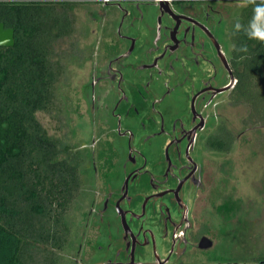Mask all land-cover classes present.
Wrapping results in <instances>:
<instances>
[{"label": "flooded vegetation", "instance_id": "flooded-vegetation-1", "mask_svg": "<svg viewBox=\"0 0 264 264\" xmlns=\"http://www.w3.org/2000/svg\"><path fill=\"white\" fill-rule=\"evenodd\" d=\"M96 4L114 5L117 17L98 37L80 94L91 133L107 137L80 145L87 152L82 170L71 155L82 190L94 187L79 213L82 230L70 244L74 264H193L191 249L198 255L194 264H200V255L214 245L211 239L209 248L198 247L207 235L194 232L205 159L212 154L213 169L220 172L218 160L225 149L233 150L240 133L222 112L240 104L232 96L231 49L245 6L242 0ZM102 139L104 150L96 157L103 171L97 175L92 151ZM145 145L158 149L155 161L148 160Z\"/></svg>", "mask_w": 264, "mask_h": 264}, {"label": "trees", "instance_id": "trees-1", "mask_svg": "<svg viewBox=\"0 0 264 264\" xmlns=\"http://www.w3.org/2000/svg\"><path fill=\"white\" fill-rule=\"evenodd\" d=\"M79 4L0 0V22L14 31V44L0 46V264H60L70 240L65 216L82 191V177L71 155L59 158V142L46 134L35 113L53 107L50 57L56 40L72 31L71 12ZM253 7L239 13L245 27ZM233 40L236 49L247 51L232 46V96L248 107L244 124L264 127V43L243 31ZM229 261L221 264H264V256Z\"/></svg>", "mask_w": 264, "mask_h": 264}, {"label": "rangeland", "instance_id": "rangeland-1", "mask_svg": "<svg viewBox=\"0 0 264 264\" xmlns=\"http://www.w3.org/2000/svg\"><path fill=\"white\" fill-rule=\"evenodd\" d=\"M59 1L81 4L71 12L72 31L56 40L50 57L52 78L56 82L53 107L49 112L37 111L35 117L43 125L46 134L59 142V158L68 157V153L78 156L79 168L82 170V165L87 161V152L80 151V145L85 141L90 144L101 134L103 138L107 136L105 132L97 130L91 133V126L87 123V107L81 99V86L84 87V80L89 78L90 57L96 50L98 37L108 30L107 21L115 19L117 14L111 4L101 8L84 0L46 2ZM98 53L100 56L101 51ZM97 92L95 88V93ZM247 112L248 107L243 103L228 107L222 112L226 114L228 124L233 125L240 133L233 150L224 153L218 160L220 172L213 169L217 165L214 158L209 157L212 154L208 153L205 159V191L193 212L194 232L205 233L213 239L214 245L200 255V264H214L225 257L237 259L239 255L241 258L238 260L247 261L255 254L264 256V127L255 124H248L249 127L242 125ZM120 142L124 143L125 139H120ZM137 142L135 139L134 144ZM104 143L102 139L98 149L92 151L98 164L97 175H100L103 167L99 166L102 162H98L96 156L104 150ZM65 146L68 150L63 151ZM146 146L141 148L148 155V160L155 161L158 149L151 145ZM88 173L90 172H86L87 176ZM98 177L93 181L95 186L99 185L100 176ZM217 178H220V182L215 181ZM93 188H84L65 216V222L70 229V240L63 248L60 264H74L73 248L70 244L82 230L83 223L79 219V213L87 209ZM246 229L247 234H240V231ZM246 243L248 246L244 248L242 244ZM250 248L254 255H249ZM194 252L196 249H191L188 258L193 264L198 256ZM33 254L41 260L40 253L33 251ZM25 262L27 264L26 260Z\"/></svg>", "mask_w": 264, "mask_h": 264}, {"label": "clouds", "instance_id": "clouds-1", "mask_svg": "<svg viewBox=\"0 0 264 264\" xmlns=\"http://www.w3.org/2000/svg\"><path fill=\"white\" fill-rule=\"evenodd\" d=\"M244 6L248 4L253 5V15L249 21L247 27L242 25L238 20L234 24L233 35L241 31L248 37L250 40H256L264 43V0H242ZM233 50L235 51H247L246 46L236 49L233 45Z\"/></svg>", "mask_w": 264, "mask_h": 264}, {"label": "water", "instance_id": "water-1", "mask_svg": "<svg viewBox=\"0 0 264 264\" xmlns=\"http://www.w3.org/2000/svg\"><path fill=\"white\" fill-rule=\"evenodd\" d=\"M161 4L166 5V2ZM14 44V31L12 28H5L0 22V46H12ZM212 245V240L209 237H202L198 243V247L207 249Z\"/></svg>", "mask_w": 264, "mask_h": 264}, {"label": "built area", "instance_id": "built-area-1", "mask_svg": "<svg viewBox=\"0 0 264 264\" xmlns=\"http://www.w3.org/2000/svg\"><path fill=\"white\" fill-rule=\"evenodd\" d=\"M41 1L46 2V1H52V0H41ZM61 1H73V0H61ZM84 1H86L87 3H100V4H103V3H106L108 1H118V0H84Z\"/></svg>", "mask_w": 264, "mask_h": 264}, {"label": "crops", "instance_id": "crops-1", "mask_svg": "<svg viewBox=\"0 0 264 264\" xmlns=\"http://www.w3.org/2000/svg\"><path fill=\"white\" fill-rule=\"evenodd\" d=\"M91 4H95V6L97 5L96 3H91Z\"/></svg>", "mask_w": 264, "mask_h": 264}]
</instances>
